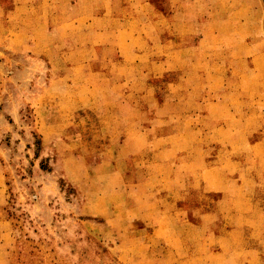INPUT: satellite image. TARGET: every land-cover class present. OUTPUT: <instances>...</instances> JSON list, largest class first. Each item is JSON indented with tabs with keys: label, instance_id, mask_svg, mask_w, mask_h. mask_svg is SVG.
I'll use <instances>...</instances> for the list:
<instances>
[{
	"label": "rangeland",
	"instance_id": "1",
	"mask_svg": "<svg viewBox=\"0 0 264 264\" xmlns=\"http://www.w3.org/2000/svg\"><path fill=\"white\" fill-rule=\"evenodd\" d=\"M76 1L80 2L76 12L60 13L49 7L47 11L61 25L70 16L88 14L83 8L90 6L89 1ZM182 3L187 19L203 22L185 28L183 35L174 33L172 43L183 42L180 54L185 58L198 53L206 59L214 52L223 65V59L228 63V48L241 53L248 46L253 53L264 48V0ZM6 11L0 9L1 18ZM16 11L15 23L21 24L25 13ZM134 14L142 20L147 15ZM157 18L165 19V13L158 12ZM52 30L46 27L35 35L30 28L0 25V264H229L214 252V240L220 235L213 230L231 227L235 220L228 216L236 212L245 215L264 208V171L257 170L256 162L244 166L251 158L250 146L239 141L245 120L250 121L253 136L264 132V67L254 70L247 97L242 91L222 89L220 100L238 95L235 109L225 104L216 108L226 121L230 112L235 114L238 124L230 134L223 121L216 126L219 133L213 134L214 108L204 103L214 93H208V87L197 88L200 77L190 72L204 63L193 60L188 69L176 65L155 77L153 93H114L122 104L115 107L118 119L135 122L126 131L128 136L140 129L143 138L127 141L122 131L119 141L101 139L105 143H87L84 148L85 141L77 140L82 147L74 145L69 151L62 140L52 137L48 123L60 104L75 95L82 98V93L58 90L62 84L56 81L62 78L57 76L60 63L54 59L62 54L59 48L68 45H54L62 38L58 33L67 34L69 29L60 26L56 34ZM75 36L78 55L84 53L79 42L88 37V28H77ZM245 42L250 44L246 47ZM200 45L203 49H195ZM184 70L189 73L182 76ZM136 80L149 82L144 75ZM221 82L226 87L227 76ZM187 87L195 90L188 93ZM248 95L252 105L245 102ZM165 100L172 105L160 108ZM204 107H209L208 113ZM88 112L81 108L70 116L88 117ZM82 121L83 125L68 124L63 135L88 127ZM122 124L128 125L118 124L119 133ZM237 134L233 156L227 140ZM163 135L170 137L158 139ZM204 142L207 146L200 154ZM222 163L220 170L204 171ZM207 182L215 187H204ZM169 212L174 216L167 217ZM238 217V226H248L245 216ZM166 236L171 237L170 249L164 251Z\"/></svg>",
	"mask_w": 264,
	"mask_h": 264
},
{
	"label": "crops",
	"instance_id": "2",
	"mask_svg": "<svg viewBox=\"0 0 264 264\" xmlns=\"http://www.w3.org/2000/svg\"><path fill=\"white\" fill-rule=\"evenodd\" d=\"M6 1L7 5L0 0L1 11L7 10L5 17H0V25L8 28L15 26L30 28L35 32V35L37 32H40V29H45L46 27H52V32H55V34V29H59L60 26L69 29L68 33L64 35L58 33L57 30L58 36L62 38L59 37V42L54 45V48L61 46L60 44L62 42L68 46L63 50L59 48L62 54L59 55L57 53L54 59L60 63L56 66L59 69L57 76L62 78L56 82H61L63 85H59V91L63 90L69 93L68 95H71L70 93H82V98L80 95H75L64 103L66 106L60 104L58 111L51 118L52 121L48 123V125L52 124V137L60 141L62 140L66 146L65 148L69 149V151H72L71 148L74 145H77L76 148H79V146L82 147L80 143L76 144L77 142H74L77 140L79 142L80 140L85 141L84 148L88 147L87 143H90V146H95L98 142L105 143L101 139L119 141L120 134H124L122 131H125L124 137L127 141L138 138L139 136L143 138L145 135H141L140 129H135L133 131L134 134L128 136L129 134L126 131H129L130 125L135 122L124 121V118L118 119L116 108L122 104L115 97L114 93H126L124 94L125 96L135 92L153 93L155 91V77H161L169 73L176 65H180L183 69H188L189 62L193 60L204 63L196 66L198 68L197 72H190V74L196 73L200 77L197 88L204 90L208 87V93H214L207 100L208 102L206 101L204 103L206 106L211 104L214 108L212 116L214 119L213 134L216 135L219 133L216 130V126L220 125L222 123L221 121L228 125V133L230 134L232 129L238 124L236 123V118H233L235 114L231 115L232 113L230 112L228 120L226 121L223 118L224 113H219V110L216 108L225 104L230 109H235L236 106L234 104L238 102V95H230L228 99L222 97L220 100V96L223 93L222 89L227 88L232 93L242 91L245 93L244 96L247 97L248 90H251L250 85L252 84L254 70L264 67L262 63L264 48H261L256 53L251 52L252 49L249 50L250 46L243 53L232 49L230 51L228 48L226 49V52L229 53L226 56L228 63L226 64L223 59V65L219 62L221 59H218L214 52H212V55L206 56V59L198 55V53L195 57L189 58H185L184 55L180 54L183 49L180 47V44L183 42L178 43L179 46H175V43L173 45L174 33L176 35H183L186 32L185 28L203 24V22L198 23L196 19H187L184 16L186 8L183 7V0H174L173 3H171L172 0H165L164 3H162V0H132L135 2L131 3L128 0H88L90 6L88 5V7L83 8L84 12L88 11V14H81L80 16L75 14L70 16L63 19L64 22L61 25L56 23L58 19L52 18L50 13H48V7L52 8V11H59L60 13L76 12L80 2L76 0ZM55 6L58 7L55 9ZM16 10H19L20 13H25L23 18L19 20L21 24L15 23L18 18L14 15L17 12ZM138 11H144V14L147 13L145 15L146 18L143 20L138 19L139 16H135L134 14ZM158 12H164L166 18L159 20L157 18ZM48 18L50 19L48 20ZM59 20L61 21L62 19ZM77 28H88V37H85L84 41L79 42L81 51L83 50L84 53H79L78 55L74 53V49L78 43L74 39ZM160 37L162 38L160 39ZM181 38L179 37L178 39L181 40ZM158 41H160L163 48L159 47ZM201 41L199 40L198 44H201ZM37 42H35L36 45H38ZM249 44L250 42H245L246 47ZM195 49L201 50L203 48L200 45L199 47L196 46ZM35 51L41 52L38 48ZM188 73L184 70L182 71V76ZM143 75L149 79L147 84H145V81L143 82L141 80L138 82L136 80V77ZM225 75L228 78L226 87L223 86L224 82H221V77H226ZM201 77L204 78L201 79ZM194 90V87L185 88V91L188 93ZM207 95L210 96V94ZM215 95L218 96L215 97ZM249 99L250 96L248 95L245 102L248 105H252ZM186 100H182L181 102L187 103ZM171 103L173 102L165 100L160 106L157 105L163 108L168 104L172 105ZM131 104L133 105V103ZM72 105L75 109H71ZM150 106L151 104L148 103L146 107ZM66 107H69L70 110H66ZM86 107L88 110L90 109L88 117L74 118L70 116V113L74 110ZM166 108L168 109V107ZM208 108L204 107L207 113L209 111ZM159 112L161 113L163 111ZM82 120H85L88 127L76 130V134L74 132L72 134L71 130L69 136L66 134L63 135L62 131L68 124L75 123V125H83ZM245 121L244 132L239 135V141L242 140L246 145L248 144L250 146V153L247 156L251 158L250 160L246 158L244 166L248 161H251L252 165L256 162L259 164L257 170L259 172L264 171V162H260V159L264 157V132H260L261 135L259 136H253L252 131L248 129V127L250 128V121ZM124 122L128 125L124 127V124H122L123 129L120 127L119 133L116 128L118 124L120 125ZM169 137L168 135H163L158 139H168ZM128 138L130 139L128 140ZM227 142L231 148L228 149L229 154L236 155L234 148L237 146L238 134L235 138L228 137ZM204 146H207L205 142L198 151L200 154ZM123 147L124 145L121 148ZM110 148V150H113L114 146L112 145ZM68 153L66 152V154ZM222 166L223 163L221 166H210L204 171L220 170ZM66 174L68 175L67 172ZM203 180L205 181V178ZM212 186L215 187L213 183L207 182L204 184V187ZM252 211L251 213L245 212V215L236 212L228 216L230 221L235 220L233 223L230 222L231 227L224 229L220 227L219 229L213 230L214 233L220 235L214 240V252L223 261H228L229 264H264V227H261L264 225V208H255ZM166 216L172 217L174 214L169 212L166 213ZM238 216H245L248 226L241 227V223L238 226ZM255 216H259L258 219H255ZM257 224L258 226L255 228ZM157 231V229L154 230L155 236H157ZM172 232L173 228L170 229L171 235ZM203 233H205L204 230ZM166 234H168V231H166ZM170 238L166 236L164 240L166 248L164 251H167L169 248ZM167 264L172 263L169 261Z\"/></svg>",
	"mask_w": 264,
	"mask_h": 264
}]
</instances>
